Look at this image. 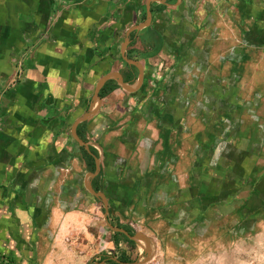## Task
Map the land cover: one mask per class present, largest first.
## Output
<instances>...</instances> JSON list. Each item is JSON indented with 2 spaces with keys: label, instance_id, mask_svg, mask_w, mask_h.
<instances>
[{
  "label": "rangeland",
  "instance_id": "rangeland-1",
  "mask_svg": "<svg viewBox=\"0 0 264 264\" xmlns=\"http://www.w3.org/2000/svg\"><path fill=\"white\" fill-rule=\"evenodd\" d=\"M130 1L125 12L104 10L96 25L75 39L78 42L70 33L71 49L66 58L63 61L57 58L46 65L51 78H45L48 68L42 65L38 66L39 74H33L29 51L45 34L32 36L28 32L23 35L24 46L11 55L14 58L11 74L0 77V248L5 249L0 252V262L43 264L41 260L45 258L47 264H92L101 256L124 253L131 261L143 262L147 257L141 264H264V127L261 122L258 127L262 130L248 131L252 143L262 142V158L253 164L252 173L247 171L236 177L227 163L213 165L202 160L209 150L200 145L196 157L199 167L203 163V168L192 193L171 199L166 209L162 202L149 206L145 196L133 195L136 184L143 187L152 177L141 162L142 132L126 130L129 115L138 112L142 121L146 118L141 115L143 106L157 105L161 95L164 97L159 100L172 105L173 98L166 99V95H172L175 87L181 84V94L186 97L192 92L189 85H197L196 79H188L189 72L179 79L180 67L172 56L168 58L158 50L159 46L145 43L143 29L146 28L132 33L125 51L128 58L143 63L139 90L130 92L115 80L108 81L106 88L112 90L97 100L95 113L76 129L99 156L98 190L108 202V221L115 226L129 227L130 233H145L151 243L149 254L144 252L143 239L114 241L113 232L103 219V204L85 188L90 170L83 159V147L71 135V127L88 111L95 85L102 76L117 72L131 86L137 81L138 68L125 62L119 51L130 23L127 10L137 7L134 23L143 22L146 13L144 0ZM241 4L260 5L264 11V0H241ZM170 31L165 29L168 40H172ZM206 68L216 75L222 74L221 67L216 65L197 66L192 72L202 74ZM259 71L255 73V81L252 74L249 78L248 71H244L242 74L250 82L230 83L235 98L248 90L263 96L260 102L252 100L245 106L254 108L251 114L255 121L259 117L254 110L264 107V63ZM234 74H238L237 70ZM242 117L246 119L245 115ZM245 123L248 122L245 120ZM259 132L261 138L257 137ZM216 148L219 147L214 146V155ZM248 148L254 146L251 144ZM163 180L162 177L152 180L157 182L156 196ZM13 248L22 254H15L18 260L22 257V262L13 258L10 252Z\"/></svg>",
  "mask_w": 264,
  "mask_h": 264
},
{
  "label": "crops",
  "instance_id": "crops-1",
  "mask_svg": "<svg viewBox=\"0 0 264 264\" xmlns=\"http://www.w3.org/2000/svg\"><path fill=\"white\" fill-rule=\"evenodd\" d=\"M140 1L143 2V0ZM144 1L146 13L143 22L146 19L148 8L151 12V25L145 27L146 29L142 28L145 43L152 47L159 46L158 50H162V54L168 55V58L172 56L173 61L180 67L179 79L182 75L187 76L189 72L188 79L194 78L196 81L191 80L197 82V85H189L192 92L186 97L181 94L180 84L179 88H174L172 95H166V99L169 96L173 98L172 105H166L164 99L159 100L164 97L161 95L157 105L142 107L141 115L143 117L146 115L144 120L140 121L138 112L136 114L132 112L135 115L131 113L129 115L131 118L126 124L127 131L140 129L142 132L144 147L141 152L144 155L141 162H143V167L147 168L148 176L152 177L146 183L149 185L148 188L146 185L133 186V195L136 198L145 196L147 199L145 202L149 206L162 202L163 208L166 209V204L171 199L174 201L179 195L194 191L197 177L203 168V163L202 168L199 167L196 157L199 156L198 147L200 145H203L204 150H209L208 154L204 153L202 160L205 159L213 165L215 162L227 163L231 167V173L236 177L245 175L247 171L252 173L253 164L258 158H262L260 151L262 142L254 140L252 143L253 138L251 134L248 135V131L252 128L262 130L258 126L261 122L264 127V107L259 106V110H254L259 117L258 121H255L251 114L254 108L250 106L246 109L245 106L252 100L260 102L263 96L254 90L251 92L248 90L240 98H235L234 89L230 87V83L250 82L251 74L255 81V73H260L259 67L261 63H264V11L260 9V5L241 4V0ZM82 2L84 6L81 5ZM130 2L132 1L0 0V77L11 74L13 68L11 64L14 60L12 56L24 46L23 35L26 32L32 36L45 34L31 46L32 50L29 51L31 65L34 66L33 74L36 76L40 72L38 66L47 67L46 65H50L57 58L60 61L66 58L71 49L70 41H68L70 33L75 36L74 40L79 39L80 34H84L85 30L96 25L104 10L108 9L110 13L125 12ZM75 5L80 8H74ZM135 8L137 7L134 6L129 8V11L127 10L129 17L127 21L130 23L127 24L125 38L127 31L139 24V22L134 23ZM137 15L136 21H138ZM235 21L238 24L235 25ZM150 26L158 32L154 29L148 30ZM165 29L172 30L169 32L172 33V40H168ZM132 33L134 31L130 33L129 39L132 38ZM32 41H34L33 37ZM55 50H60V52H54ZM147 55L150 57V54L147 53ZM137 62L143 70V63ZM208 65L221 67L222 74L216 75L210 68H206L202 74L192 72V69L197 66L207 67ZM235 67L238 74H234ZM47 68L48 74L45 78L49 79L51 75L49 67ZM184 69H187V72ZM244 71L250 74L248 79L242 74ZM233 74L235 79L232 77ZM223 81L225 83L222 84ZM56 86L60 88L59 84ZM242 88L245 87L242 86ZM242 115H245L246 119ZM260 134L261 132L257 133V137L261 138ZM79 137L84 141L83 133ZM251 144L254 148H248ZM189 145L190 147L187 148L186 146ZM184 146L186 149L183 148ZM214 146L219 147L216 148L215 155ZM90 149L93 148H89V151ZM94 156L99 158L97 152ZM98 174L90 180L94 189V184L99 185L100 172ZM157 177L165 179L159 183L158 196L155 195L157 182L152 183V180ZM148 189L150 195H148ZM2 250L5 249L0 248V252ZM10 252L17 262L22 260V257L18 260L15 256L16 253L22 255L18 250L13 248ZM24 256H27V253ZM25 261L27 259L23 260ZM41 262L47 264L45 258ZM0 264H8V261L0 262Z\"/></svg>",
  "mask_w": 264,
  "mask_h": 264
},
{
  "label": "water",
  "instance_id": "water-1",
  "mask_svg": "<svg viewBox=\"0 0 264 264\" xmlns=\"http://www.w3.org/2000/svg\"><path fill=\"white\" fill-rule=\"evenodd\" d=\"M150 20H151V12L149 10V8L147 9V16H146V19L144 22H141L139 24H136L134 26H132L126 33V38L125 40L123 41V43L121 44V47H120V53H121V57L122 59L127 62L128 64L130 65H135L137 68H138V71H139V74H138V78H137V82H136V85L134 86H131L129 84H127L126 82H124L121 74L117 73V72H111V73H108L104 76H102L96 83L95 85V89H94V93H93V97H92V100L89 104V107H88V111L86 113H84L82 116L78 117L74 123L72 124V127H71V135L72 137L74 138V140L79 144V146L81 147H84V149L86 151H89V148L87 146V143L85 141H83L77 134L76 132V127L79 123H82L84 121H86L87 119H89L94 113H95V110H96V102L97 100L100 101V96H99V92L101 90V88L104 86V84L109 81V80H115L117 83H119L125 90L127 91H135L137 90L140 85H141V82L143 80V70L141 68V65L139 62H137L136 60H133V59H130L126 56L125 54V47L128 45L130 39H129V35L132 31H137V30H140L142 28H145L147 27L149 24H150ZM94 164H95V167H94V171L93 172H89L86 176V179H85V182H84V185H85V188L87 189V191L94 197L96 198L97 200L101 201V203L103 204V208H104V213H103V219H104V222L106 224V226L112 231V232H120L122 233L123 235H125L128 239L130 240H138V239H143L145 241V247H144V252L149 254L150 252V249H151V243H150V239L149 237L143 233V232H139V231H136L135 233H130L128 232L127 230H125L124 228L122 227H119V226H115V225H112L109 221H108V202H107V199L105 197V194L102 192V191H97L95 190L92 185H91V178L94 177L95 175L98 174L99 172V169H100V161H99V158L98 157H95L94 156ZM109 258L113 261H115L116 263L118 264H141L145 261H147V257L146 259H144L145 261L141 262V261H132V262H123V261H120L118 259L117 256H109ZM105 261H100V262H96L94 261L92 264H104Z\"/></svg>",
  "mask_w": 264,
  "mask_h": 264
},
{
  "label": "trees",
  "instance_id": "trees-1",
  "mask_svg": "<svg viewBox=\"0 0 264 264\" xmlns=\"http://www.w3.org/2000/svg\"><path fill=\"white\" fill-rule=\"evenodd\" d=\"M108 83V82H107ZM107 83L104 84V86L102 87V89L100 90L99 92V96L100 97H103L105 96V93L106 92H110L112 90V88H106L107 86ZM77 134L79 136H82V132H80L79 129H77ZM83 149V148H82ZM83 159L85 161V164L87 166V168L90 170V171H93L94 170V155H96V151L94 149H90L89 152H87L86 150L83 149ZM99 176V174L96 176V178ZM95 187V190H98V186H96V184L93 185ZM123 227V226H122ZM125 230H127L128 232H131V229L129 227H123ZM113 236L115 237L114 241L118 240V239H121V240H126L127 241V237L125 235H123L122 233L120 232H113ZM114 255V254H113ZM111 256V255H110ZM118 259L120 261H123V262H132L124 253H121L119 255H117ZM100 260L99 261H96V262H100V261H105L104 264H118L116 263L115 261L111 260L109 258V256H101L99 258ZM12 264V263H11Z\"/></svg>",
  "mask_w": 264,
  "mask_h": 264
},
{
  "label": "bare ground",
  "instance_id": "bare-ground-1",
  "mask_svg": "<svg viewBox=\"0 0 264 264\" xmlns=\"http://www.w3.org/2000/svg\"><path fill=\"white\" fill-rule=\"evenodd\" d=\"M135 84V83H134Z\"/></svg>",
  "mask_w": 264,
  "mask_h": 264
},
{
  "label": "flooded vegetation",
  "instance_id": "flooded-vegetation-1",
  "mask_svg": "<svg viewBox=\"0 0 264 264\" xmlns=\"http://www.w3.org/2000/svg\"><path fill=\"white\" fill-rule=\"evenodd\" d=\"M102 89V88H101Z\"/></svg>",
  "mask_w": 264,
  "mask_h": 264
}]
</instances>
